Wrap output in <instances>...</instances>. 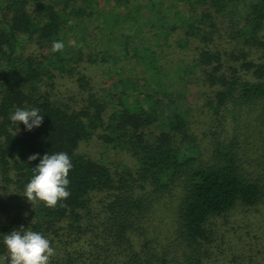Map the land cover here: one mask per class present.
Returning a JSON list of instances; mask_svg holds the SVG:
<instances>
[{"label":"trees","instance_id":"obj_1","mask_svg":"<svg viewBox=\"0 0 264 264\" xmlns=\"http://www.w3.org/2000/svg\"><path fill=\"white\" fill-rule=\"evenodd\" d=\"M0 11V264L21 226L50 241V264H258L264 235L238 216L264 217V0H0ZM18 108H38L42 125L12 122ZM92 142L122 145L130 165ZM59 152L70 196L31 204L28 157Z\"/></svg>","mask_w":264,"mask_h":264},{"label":"clouds","instance_id":"obj_2","mask_svg":"<svg viewBox=\"0 0 264 264\" xmlns=\"http://www.w3.org/2000/svg\"><path fill=\"white\" fill-rule=\"evenodd\" d=\"M64 49L62 41H54L52 52H60ZM14 123H23L25 129L31 131L40 127L43 116L38 108L31 110L16 109L10 115ZM39 158V163L33 168L34 175L26 184L23 196L31 204L37 201L44 202L49 208L57 206L61 200L70 196L68 175L73 165L67 153L33 154L28 157L29 161ZM3 243L7 248V256L4 259L7 264H50V258L55 254L50 241L41 233L24 229L13 230L4 235Z\"/></svg>","mask_w":264,"mask_h":264},{"label":"rangeland","instance_id":"obj_3","mask_svg":"<svg viewBox=\"0 0 264 264\" xmlns=\"http://www.w3.org/2000/svg\"><path fill=\"white\" fill-rule=\"evenodd\" d=\"M1 14V11H0ZM196 102V101H195ZM200 103V102H199ZM192 106L196 107V105L192 104ZM194 121L196 122L197 126H202V123H204V115L202 113L198 112V109H195L194 111ZM201 119V120H200ZM202 121V122H201ZM87 151H90L97 155L98 157H101V159L105 162L107 161H113V163H118V165L127 166L130 165L132 158L127 151L126 148H124L122 145L110 142L108 144H99L98 142H92L88 145L84 146ZM237 209H241L238 207ZM244 209V208H242ZM160 212V213H159ZM159 212H154V222L156 224H159L160 226H164L165 219L163 217H160L162 215V211L159 210ZM237 213V210H233V216ZM253 211L249 210L248 212V220L247 218H244V211L242 210L240 215L238 216V221L241 222L243 225L242 227H246V230L250 229V232H254V230L259 233L260 235H264V217L262 215H258L256 217L253 216ZM232 220H234V217H232ZM255 220L259 222V225L255 226ZM261 220V221H259ZM252 221L253 226L249 227L248 222ZM219 222H221V219L219 218ZM232 233V232H231ZM261 248L264 249V242L261 245ZM254 253L256 255V262L258 264H264V251L260 252L257 249H254ZM213 257V256H212Z\"/></svg>","mask_w":264,"mask_h":264}]
</instances>
